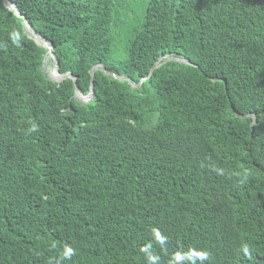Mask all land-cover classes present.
<instances>
[{"label":"trees","instance_id":"obj_1","mask_svg":"<svg viewBox=\"0 0 264 264\" xmlns=\"http://www.w3.org/2000/svg\"><path fill=\"white\" fill-rule=\"evenodd\" d=\"M11 1L154 69L0 0V264H264V0Z\"/></svg>","mask_w":264,"mask_h":264},{"label":"water","instance_id":"obj_2","mask_svg":"<svg viewBox=\"0 0 264 264\" xmlns=\"http://www.w3.org/2000/svg\"><path fill=\"white\" fill-rule=\"evenodd\" d=\"M3 3H4V6L7 7L9 10L11 11H14L18 16H21L23 18V24H24V28L27 32L30 33V36H32V38L34 39V41L37 43V44H40V45H44L47 47V52H48V56L52 59L53 61V73L55 74V77L54 80L59 82L61 81L62 79L64 78H67V77H71L72 80H73V83H74V86H75V94L77 97L80 98V100L82 102H85V101H88L92 98L93 96V75H94V72L96 70H100V71H103L104 73L106 74H109L117 79H120V80H126L128 82L131 83L132 86H135V87H138L140 86L143 81L147 78H149L153 72V69H151V71L149 72V74L146 76V77H142L139 82H134L132 79L126 77V76H122V75H118L114 72H111V71H108L101 63H96L94 64L92 67H91V70H90V86H89V91L86 93V94H82L81 91L79 90L78 88V85H77V82H76V77L74 75H72V73L70 71L64 73V74H61L59 72V62L58 60L56 59L55 57V54L53 53L52 51V46L49 42H47L46 40H44L43 38H41L37 33L36 31L34 30V28L32 27V25L27 21V19L18 11L16 5L11 1V0H3ZM169 60H173V61H177V62H181V63H187V64H192L194 65L192 62H190L188 59L186 58H183V57H179V56H168V57H165L164 59L158 61L156 64H155V68L158 67L159 65H161L162 63H164L165 61H169ZM240 117H249L251 116L253 118L252 120V123L251 125L255 122V115H250V114H238Z\"/></svg>","mask_w":264,"mask_h":264},{"label":"clouds","instance_id":"obj_3","mask_svg":"<svg viewBox=\"0 0 264 264\" xmlns=\"http://www.w3.org/2000/svg\"><path fill=\"white\" fill-rule=\"evenodd\" d=\"M10 36H11L12 42L14 44H16L17 46H19V41L21 39V34L19 32H17V31L14 30L10 34ZM31 130L32 131H36L37 130V127L35 125H33V127H32ZM157 233H159V232L157 231ZM157 233H156V237H157V240L158 241L162 242L163 240L166 239L165 237L158 236ZM148 248H150V245L142 248L141 251L142 252H146L148 250ZM244 252H245V254H250L248 252V249L247 248L244 249ZM198 254L201 256L202 259H208L209 258V254L207 252L201 251ZM74 255H75V249H73L72 247L66 246L63 249L62 253H61L60 260L61 261H63V260H70ZM156 259H157V257H155V256H149V260L152 262V264H155Z\"/></svg>","mask_w":264,"mask_h":264},{"label":"rangeland","instance_id":"obj_4","mask_svg":"<svg viewBox=\"0 0 264 264\" xmlns=\"http://www.w3.org/2000/svg\"><path fill=\"white\" fill-rule=\"evenodd\" d=\"M47 61V60H46ZM45 61V65H44V70H45V72H46V74L48 75V76H50V77H52V78H56L55 77V74L53 73V67L51 66V64H49V63H47ZM79 98V97H78ZM80 99V98H79Z\"/></svg>","mask_w":264,"mask_h":264}]
</instances>
